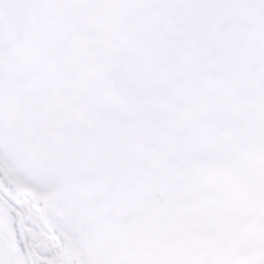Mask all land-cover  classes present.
Returning <instances> with one entry per match:
<instances>
[{
    "label": "snow or ice",
    "instance_id": "snow-or-ice-1",
    "mask_svg": "<svg viewBox=\"0 0 264 264\" xmlns=\"http://www.w3.org/2000/svg\"><path fill=\"white\" fill-rule=\"evenodd\" d=\"M0 264H264V0H0Z\"/></svg>",
    "mask_w": 264,
    "mask_h": 264
}]
</instances>
